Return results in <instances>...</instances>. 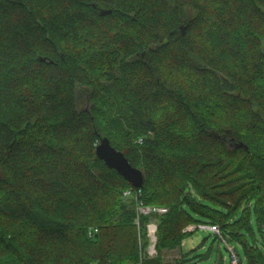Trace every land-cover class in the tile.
<instances>
[{
	"label": "trees",
	"instance_id": "trees-1",
	"mask_svg": "<svg viewBox=\"0 0 264 264\" xmlns=\"http://www.w3.org/2000/svg\"><path fill=\"white\" fill-rule=\"evenodd\" d=\"M263 43L264 0H0V264L139 260L132 184L96 155L102 136L169 207L159 249L214 223L264 264L243 231L264 232Z\"/></svg>",
	"mask_w": 264,
	"mask_h": 264
},
{
	"label": "rangeland",
	"instance_id": "rangeland-1",
	"mask_svg": "<svg viewBox=\"0 0 264 264\" xmlns=\"http://www.w3.org/2000/svg\"><path fill=\"white\" fill-rule=\"evenodd\" d=\"M193 13L194 11L192 9H189L188 14L191 16ZM263 48H264V43H263ZM89 94H90L89 87L81 85V84L77 85V106L79 110L90 108L91 100H90ZM138 141L142 142L143 136L138 138ZM125 197L127 198V196ZM158 206L166 207L169 209L167 205H158ZM165 212L152 211V212L143 214L142 218L144 215H149V218L145 222V224L142 223V234H141V229H140L141 218L138 221L135 217V223L138 228L137 242H138L139 260L134 261V260L128 259L125 261L117 262L116 264H143L144 261L154 259L159 256L162 257L164 262H167V263L175 262L177 259L182 258L185 254L190 253L191 250H193L191 252V255L192 254L197 255L195 259L198 260L199 264H214V263H217L218 260L220 259H223L224 264H231V253L226 243L222 241L212 230L206 229V228L199 227L195 229L194 231L190 232L185 238L182 239V242L180 245H177L174 247H162L161 249H159L158 248L159 223H160L159 215H162ZM252 222H253L252 225H253V230H254L253 232L254 236L250 234L248 231H246V229H243V231L246 233L248 241L250 243L256 242L264 252V238H263L264 232H261L259 230L255 219H253ZM149 223H154L157 225L156 244H155L156 253L152 256L146 253V248L150 244V236L148 235V224ZM90 226H93V225H90ZM226 236L228 237L229 244H232L236 247L237 251L239 252V254L244 260V264H249L244 244L241 241L230 237L229 234H227ZM18 242L23 247L26 246V248L29 250L30 253L31 252L34 253V251L31 249L32 247L41 246L42 247L41 251L44 252L46 255H52V254H55V252H57V254H60L62 257L87 256L88 255V253L81 254V251L80 252L78 251L77 253L64 251L65 248L63 247L53 248L52 245L47 246L45 244L46 242L43 243L39 241V242L31 243L30 237H22L18 240ZM90 248L93 250L95 249V247H92V246ZM97 263H98L97 261L92 262V264H97Z\"/></svg>",
	"mask_w": 264,
	"mask_h": 264
},
{
	"label": "built area",
	"instance_id": "built-area-1",
	"mask_svg": "<svg viewBox=\"0 0 264 264\" xmlns=\"http://www.w3.org/2000/svg\"><path fill=\"white\" fill-rule=\"evenodd\" d=\"M134 195L136 198V219L139 221L141 215L149 212H165L167 211L168 208L158 206V205H151L147 204L144 202L143 199L139 197L141 194V187H134L131 186L130 188L126 189L124 191L125 196L129 195ZM206 228L212 230L222 241L226 243L228 246V249L231 253V264H244V260L237 251L236 247L232 244H229L228 242V237L223 233L222 227L219 224H214V223H205V222H200V223H195V224H189L184 228V231H194L197 228ZM99 230L98 226H90L89 228V234L92 236L94 235L97 231ZM156 230H157V225L154 223H149L148 224V235L150 236V244L146 248V253L148 255H154L156 253Z\"/></svg>",
	"mask_w": 264,
	"mask_h": 264
},
{
	"label": "water",
	"instance_id": "water-1",
	"mask_svg": "<svg viewBox=\"0 0 264 264\" xmlns=\"http://www.w3.org/2000/svg\"><path fill=\"white\" fill-rule=\"evenodd\" d=\"M42 60H46L45 57ZM236 146H243V142L235 143ZM96 155L105 161V163L115 168L123 175L134 187H142L144 181V172L139 167L133 165L125 153L116 148L108 136H102L96 146Z\"/></svg>",
	"mask_w": 264,
	"mask_h": 264
},
{
	"label": "crops",
	"instance_id": "crops-1",
	"mask_svg": "<svg viewBox=\"0 0 264 264\" xmlns=\"http://www.w3.org/2000/svg\"><path fill=\"white\" fill-rule=\"evenodd\" d=\"M186 240V239H185ZM187 241V240H186Z\"/></svg>",
	"mask_w": 264,
	"mask_h": 264
}]
</instances>
